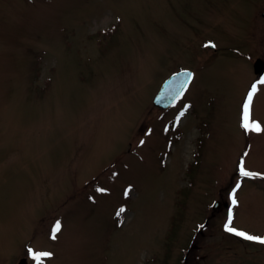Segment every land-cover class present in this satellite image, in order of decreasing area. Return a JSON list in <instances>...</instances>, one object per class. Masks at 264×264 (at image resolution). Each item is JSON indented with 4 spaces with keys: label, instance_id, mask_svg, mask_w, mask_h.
<instances>
[{
    "label": "rangeland",
    "instance_id": "obj_1",
    "mask_svg": "<svg viewBox=\"0 0 264 264\" xmlns=\"http://www.w3.org/2000/svg\"><path fill=\"white\" fill-rule=\"evenodd\" d=\"M258 57L264 0H0V264H264Z\"/></svg>",
    "mask_w": 264,
    "mask_h": 264
},
{
    "label": "snow or ice",
    "instance_id": "obj_2",
    "mask_svg": "<svg viewBox=\"0 0 264 264\" xmlns=\"http://www.w3.org/2000/svg\"><path fill=\"white\" fill-rule=\"evenodd\" d=\"M206 47L207 46H212V47H215L214 44H212V42H209L207 45H205ZM189 77L191 76V74L189 73L188 74ZM259 83L260 84H264V78H261L259 80ZM257 90V85L256 83H254L246 97V101L243 105V110H242V127L245 128V130H254V131H257V132H260V131H264V127H261V124L260 122L258 121H253L251 119V101H252V97L254 95V93L256 92ZM182 115V113H181ZM143 143V142H142ZM240 172L243 176H255V175H260L258 173H252L248 170H246V168L244 167L243 163H241V167H240ZM239 185H237L238 187ZM101 191H103V189H100ZM233 203H236L235 199H233ZM124 209L121 208L120 209V212H123ZM117 215H119V212L117 213ZM231 223V215L229 217V224L226 225V229L230 232H235L237 235H240V236H243L244 238L248 239V240H254V241H257V242H260L262 244H264V237H259V236H253V235H250L246 232H242V231H238L237 229H235L234 227H231L229 226ZM61 229V223L60 221H56L55 225L53 226V229H52V238L55 239L56 238V233L59 232ZM34 261L36 262V264H43V260L44 258L46 257H49L52 255V253L50 252H47V251H33V250H29Z\"/></svg>",
    "mask_w": 264,
    "mask_h": 264
},
{
    "label": "water",
    "instance_id": "obj_3",
    "mask_svg": "<svg viewBox=\"0 0 264 264\" xmlns=\"http://www.w3.org/2000/svg\"><path fill=\"white\" fill-rule=\"evenodd\" d=\"M254 69L259 75H264V60L262 58L256 59ZM189 73L191 74L190 77L188 75ZM193 75L194 71L192 69H183L172 74L164 81L160 90L157 92L154 103L164 108L170 106L189 86ZM218 206H220V201L216 200L213 203V207L217 208ZM18 264H26V259L22 258Z\"/></svg>",
    "mask_w": 264,
    "mask_h": 264
},
{
    "label": "flooded vegetation",
    "instance_id": "obj_4",
    "mask_svg": "<svg viewBox=\"0 0 264 264\" xmlns=\"http://www.w3.org/2000/svg\"><path fill=\"white\" fill-rule=\"evenodd\" d=\"M214 48H216V47H214ZM258 58H259V57H258ZM254 63H255V62H254ZM185 69H191V68H185ZM181 70H182V69H181ZM192 70H193V69H192ZM178 71H179V70H178ZM193 71H194V70H193ZM175 72H176V71H175ZM175 72H173V73H175ZM173 73H172V74H173ZM172 74H171V75H172ZM171 75H169V76H171ZM259 76L264 77V75H259ZM194 77H195V71H194L193 79H194ZM192 81H193V80H192ZM192 81H191V82H192Z\"/></svg>",
    "mask_w": 264,
    "mask_h": 264
},
{
    "label": "bare ground",
    "instance_id": "obj_5",
    "mask_svg": "<svg viewBox=\"0 0 264 264\" xmlns=\"http://www.w3.org/2000/svg\"><path fill=\"white\" fill-rule=\"evenodd\" d=\"M163 83H164V82H163ZM191 83H192V82H191ZM162 85H163V84H162ZM189 86H190V85H189ZM160 88H161V87H160ZM188 88H189V87H188ZM215 201H216V200H215ZM215 201H214V202H215ZM214 202H213V203H214ZM220 203H221V202H220ZM212 206H213V204H212ZM227 213H228V215H230L228 210H227ZM229 226H230V225H229ZM231 227H232V226H231ZM227 231H228V230H227ZM229 232H230V231H229ZM232 233L235 234V235H237L235 232H232ZM21 259H22V258H21Z\"/></svg>",
    "mask_w": 264,
    "mask_h": 264
}]
</instances>
